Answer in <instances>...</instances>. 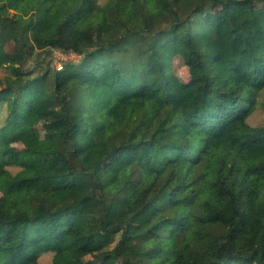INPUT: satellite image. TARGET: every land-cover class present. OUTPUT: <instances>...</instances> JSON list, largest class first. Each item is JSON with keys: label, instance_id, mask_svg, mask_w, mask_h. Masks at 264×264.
<instances>
[{"label": "trees", "instance_id": "obj_1", "mask_svg": "<svg viewBox=\"0 0 264 264\" xmlns=\"http://www.w3.org/2000/svg\"><path fill=\"white\" fill-rule=\"evenodd\" d=\"M10 42L80 58L24 68ZM5 67L0 264H264V124L250 123L264 108V5L0 0ZM37 116L44 140L14 155ZM146 182L136 215L150 213L129 218Z\"/></svg>", "mask_w": 264, "mask_h": 264}, {"label": "rangeland", "instance_id": "obj_2", "mask_svg": "<svg viewBox=\"0 0 264 264\" xmlns=\"http://www.w3.org/2000/svg\"><path fill=\"white\" fill-rule=\"evenodd\" d=\"M102 2L105 0H101ZM258 5H264V0H253ZM7 50L10 52L14 58L21 59V64L24 68H30L35 66L36 57L40 61H44L45 63H52L56 65L58 68L63 67L64 63L67 59L72 60H78L80 58L79 55L76 53L71 54H64L60 53L59 51L55 50L52 54L43 52L41 57L38 56L39 51L37 50L35 53L30 54L28 51V48L25 46H22L20 44H17L15 42H10L7 45ZM43 69H36V73L42 72ZM175 71L178 77L183 80L187 81L189 79V73H188V67L183 62V59L180 56H177L175 58ZM10 75V69L9 67L2 68L0 70V87L3 85L2 82L5 81L6 77ZM2 119V116L0 115V121ZM43 118L42 117H35L33 121V126L35 129V132L30 137H25L19 142L13 143L10 145V149L14 155H17L20 153L25 147L28 146H36L40 144L44 140V130H43ZM250 123L252 125H261L264 124V108L262 106H259L258 109L253 113V115L250 117ZM12 170H16L17 167L11 166ZM150 182H146L138 187H131L129 190V200L127 202V216L129 218L133 217L136 218V220L144 221L146 217L149 215L150 210H145L142 213H138V204L142 200L146 190L149 188ZM1 195V191H0ZM99 201V197L96 195L92 197L89 200V205H95ZM136 215V216H135ZM80 226L83 228H88V219L87 215L85 214L80 221ZM74 256L76 259L80 261H86L89 259L94 258L93 255H91L89 252L84 250L77 249L74 252ZM52 259V253H45L40 256V262L42 264L49 263ZM100 264H137V259L133 256L127 255L120 259H113V258H107Z\"/></svg>", "mask_w": 264, "mask_h": 264}, {"label": "built area", "instance_id": "obj_3", "mask_svg": "<svg viewBox=\"0 0 264 264\" xmlns=\"http://www.w3.org/2000/svg\"><path fill=\"white\" fill-rule=\"evenodd\" d=\"M61 53V52H60ZM59 68H61V67H59Z\"/></svg>", "mask_w": 264, "mask_h": 264}]
</instances>
